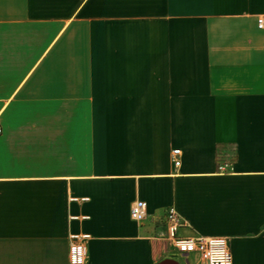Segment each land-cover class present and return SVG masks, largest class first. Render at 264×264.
Returning a JSON list of instances; mask_svg holds the SVG:
<instances>
[{"label":"crops","instance_id":"1","mask_svg":"<svg viewBox=\"0 0 264 264\" xmlns=\"http://www.w3.org/2000/svg\"><path fill=\"white\" fill-rule=\"evenodd\" d=\"M259 18L264 0H0V264H69L72 234L85 264H202L170 208L178 237L264 264Z\"/></svg>","mask_w":264,"mask_h":264},{"label":"built area","instance_id":"2","mask_svg":"<svg viewBox=\"0 0 264 264\" xmlns=\"http://www.w3.org/2000/svg\"><path fill=\"white\" fill-rule=\"evenodd\" d=\"M257 26L259 29L264 27L263 18H259L257 20ZM179 155V149H176L172 152V162L175 167H179L181 164ZM226 167V164H222L218 167V169L220 172H225ZM145 210L146 204L144 202L138 201L131 207V217L135 220H141L145 215ZM166 222L168 234L167 238L179 253L189 254L196 252L199 254L202 264H233V257L226 238L205 237L201 235L184 238L178 237L177 230L184 224V221L173 208L168 209L166 214ZM88 238V235H70L69 264L86 263L87 248L85 242Z\"/></svg>","mask_w":264,"mask_h":264}]
</instances>
